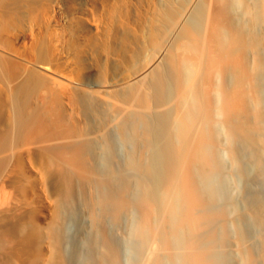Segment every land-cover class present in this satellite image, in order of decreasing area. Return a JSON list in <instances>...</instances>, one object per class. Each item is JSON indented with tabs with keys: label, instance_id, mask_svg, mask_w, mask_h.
<instances>
[{
	"label": "bare ground",
	"instance_id": "obj_1",
	"mask_svg": "<svg viewBox=\"0 0 264 264\" xmlns=\"http://www.w3.org/2000/svg\"><path fill=\"white\" fill-rule=\"evenodd\" d=\"M156 7L100 79L31 62L76 92L61 137L17 142L0 78V264H264L261 0Z\"/></svg>",
	"mask_w": 264,
	"mask_h": 264
},
{
	"label": "rangeland",
	"instance_id": "obj_2",
	"mask_svg": "<svg viewBox=\"0 0 264 264\" xmlns=\"http://www.w3.org/2000/svg\"><path fill=\"white\" fill-rule=\"evenodd\" d=\"M123 4L130 9L131 32L147 35L149 43L156 0H0V46L22 56L29 70L19 73L15 61L20 60L0 52V78L20 79L14 102L19 112L17 142L50 141L80 125L70 82L37 72L31 62L42 61L73 75L79 72L90 81L106 76L111 56L120 54L117 48L124 43ZM260 13L264 23V0ZM38 95L43 99L36 102Z\"/></svg>",
	"mask_w": 264,
	"mask_h": 264
}]
</instances>
